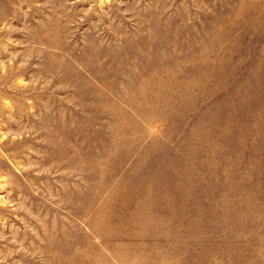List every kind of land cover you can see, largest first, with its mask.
Masks as SVG:
<instances>
[{
  "label": "rangeland",
  "instance_id": "374dc122",
  "mask_svg": "<svg viewBox=\"0 0 264 264\" xmlns=\"http://www.w3.org/2000/svg\"><path fill=\"white\" fill-rule=\"evenodd\" d=\"M0 264H264V0H0Z\"/></svg>",
  "mask_w": 264,
  "mask_h": 264
}]
</instances>
